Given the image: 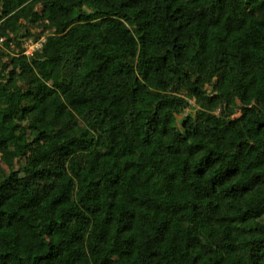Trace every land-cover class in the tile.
<instances>
[{
    "label": "trees",
    "instance_id": "1",
    "mask_svg": "<svg viewBox=\"0 0 264 264\" xmlns=\"http://www.w3.org/2000/svg\"><path fill=\"white\" fill-rule=\"evenodd\" d=\"M0 36V264H264V0H0Z\"/></svg>",
    "mask_w": 264,
    "mask_h": 264
},
{
    "label": "built area",
    "instance_id": "2",
    "mask_svg": "<svg viewBox=\"0 0 264 264\" xmlns=\"http://www.w3.org/2000/svg\"><path fill=\"white\" fill-rule=\"evenodd\" d=\"M5 41V38L3 36H0V45ZM44 39H41L40 41H34L33 39H29L25 41L24 46L26 48L25 53L27 54H33L38 48L41 47L42 42Z\"/></svg>",
    "mask_w": 264,
    "mask_h": 264
}]
</instances>
